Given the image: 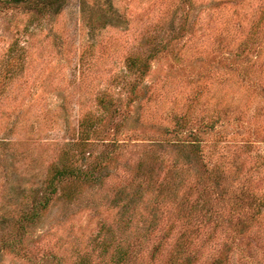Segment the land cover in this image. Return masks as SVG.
Returning a JSON list of instances; mask_svg holds the SVG:
<instances>
[{
  "label": "rangeland",
  "instance_id": "1",
  "mask_svg": "<svg viewBox=\"0 0 264 264\" xmlns=\"http://www.w3.org/2000/svg\"><path fill=\"white\" fill-rule=\"evenodd\" d=\"M46 1L0 0V264H264V0Z\"/></svg>",
  "mask_w": 264,
  "mask_h": 264
},
{
  "label": "trees",
  "instance_id": "2",
  "mask_svg": "<svg viewBox=\"0 0 264 264\" xmlns=\"http://www.w3.org/2000/svg\"><path fill=\"white\" fill-rule=\"evenodd\" d=\"M52 5L51 0H47L46 2H40V6L44 7H50ZM84 5V4H83ZM83 11H86V9L83 6ZM264 38L261 37L260 40ZM25 47H22L20 43L16 42L12 45V47L9 49V54H10V61L14 62V59H16V56H18L21 53H24ZM22 56V55H21ZM263 56V55H262ZM154 57L151 56L148 59H143L141 57L137 56H131L128 59V70L129 72L138 75V79H141L140 77H144L149 70L150 64L149 60H152ZM103 101H101L102 103ZM100 119L97 121V124H100ZM93 126H96V123H86L85 120L81 122L80 128L82 140L83 142H88V137L91 134V129H93ZM91 131V132H90ZM98 131V130H97ZM93 132H96V130H93ZM82 144V143H81ZM84 144H89V143H84ZM116 143L112 144H105L108 148L110 147H115ZM83 145V144H82ZM87 147V145H85ZM183 147V144H182ZM185 148H190L191 151L198 157L202 158V145L200 141H192L190 143L185 144ZM102 165L99 163L98 165L94 166V168H91L87 171H83L81 169H77L76 167H70V166H65L62 169L58 170L57 173L55 174L54 178L51 181V184L49 185V190H50V196L46 199V205H49L48 203L51 201V197L56 194L57 190L60 189L61 184L65 183L69 179H78L81 180L82 182H87L88 181H93L97 180L96 175L97 172L100 170V167ZM99 177V176H98ZM100 178V177H99ZM67 198L70 197V195H66ZM37 213L33 214L30 218L27 217V215H24L23 220L25 219L24 222H28L30 220H33L34 218L36 219ZM107 251H105V254ZM129 258V253L126 250H123L122 248L118 251H116V259L113 262L114 264H126L127 260Z\"/></svg>",
  "mask_w": 264,
  "mask_h": 264
}]
</instances>
